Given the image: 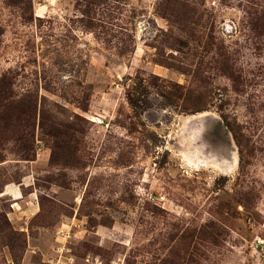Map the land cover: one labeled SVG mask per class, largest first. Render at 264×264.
<instances>
[{"label":"rangeland","instance_id":"obj_1","mask_svg":"<svg viewBox=\"0 0 264 264\" xmlns=\"http://www.w3.org/2000/svg\"><path fill=\"white\" fill-rule=\"evenodd\" d=\"M0 88V264H264V0H0Z\"/></svg>","mask_w":264,"mask_h":264},{"label":"trees","instance_id":"obj_2","mask_svg":"<svg viewBox=\"0 0 264 264\" xmlns=\"http://www.w3.org/2000/svg\"><path fill=\"white\" fill-rule=\"evenodd\" d=\"M9 100V96H6L5 95V90L4 88H0V101H3L2 102V108L4 109V111L2 112V114H0V127L4 130H6L8 128V116L7 113H6V108L9 106H12L10 100ZM7 101V103H5ZM31 103V102H30ZM31 108V105H28V110ZM26 126H29L31 127L30 123L27 121V124ZM31 137V133H29V138ZM17 141L18 143H20V145L23 144V149H30V146H28V137L26 136H20L18 135L17 139L15 140ZM1 160V158H0Z\"/></svg>","mask_w":264,"mask_h":264},{"label":"crops","instance_id":"obj_3","mask_svg":"<svg viewBox=\"0 0 264 264\" xmlns=\"http://www.w3.org/2000/svg\"><path fill=\"white\" fill-rule=\"evenodd\" d=\"M14 195V196H13ZM18 194H17V192H16V190H12L11 192H4L3 194H2V196L4 197V196H7L8 197V199H9V201H19V197L17 196ZM17 204V203H16ZM16 216V215H15ZM17 219H20V221H23L24 219L23 218H21V215H18L17 216Z\"/></svg>","mask_w":264,"mask_h":264},{"label":"built area","instance_id":"obj_4","mask_svg":"<svg viewBox=\"0 0 264 264\" xmlns=\"http://www.w3.org/2000/svg\"><path fill=\"white\" fill-rule=\"evenodd\" d=\"M91 122H92L94 125H97V126H100V127L105 126V122H104V120H103L102 118L98 117V116L94 117V118L91 120Z\"/></svg>","mask_w":264,"mask_h":264}]
</instances>
